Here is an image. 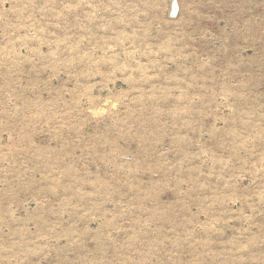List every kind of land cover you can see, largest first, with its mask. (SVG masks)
<instances>
[{
	"label": "rangeland",
	"instance_id": "374dc122",
	"mask_svg": "<svg viewBox=\"0 0 264 264\" xmlns=\"http://www.w3.org/2000/svg\"><path fill=\"white\" fill-rule=\"evenodd\" d=\"M0 264H264V0H0Z\"/></svg>",
	"mask_w": 264,
	"mask_h": 264
}]
</instances>
